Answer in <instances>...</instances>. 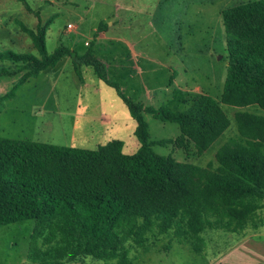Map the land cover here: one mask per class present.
Wrapping results in <instances>:
<instances>
[{
    "label": "rangeland",
    "instance_id": "374dc122",
    "mask_svg": "<svg viewBox=\"0 0 264 264\" xmlns=\"http://www.w3.org/2000/svg\"><path fill=\"white\" fill-rule=\"evenodd\" d=\"M245 1L0 0V50L37 55L31 35L40 34L49 52L64 47L100 59L106 77L144 106L183 110L200 93L215 96L229 119V140L219 136L202 155H195L191 140L186 149L175 143L176 123L149 113L144 119L151 140L167 141L152 146L157 153L217 167L212 149L237 135L243 143L230 110L235 108L221 103L220 93L228 60L222 11ZM2 66L12 73L0 76V136L85 149L119 140L122 152L137 150L135 121L90 66H81L82 83L68 55L35 77H25L10 62L0 61ZM243 203L232 211L225 197L208 196L176 230L157 235L146 247H129L125 262L119 256H84L63 264H264V199L250 212ZM193 214L217 220L216 228L186 224ZM34 226L32 219L0 225V264H28ZM36 244L47 246L42 236Z\"/></svg>",
    "mask_w": 264,
    "mask_h": 264
},
{
    "label": "trees",
    "instance_id": "16d2710c",
    "mask_svg": "<svg viewBox=\"0 0 264 264\" xmlns=\"http://www.w3.org/2000/svg\"><path fill=\"white\" fill-rule=\"evenodd\" d=\"M222 21L228 60L220 102L257 105L264 111V0L232 5L222 11ZM31 37L37 55L6 48L0 50V61L24 70L25 77H35L68 55L81 83V66H90L126 106L135 121L133 133L139 146L127 154L119 140L85 149L0 136V225L26 219L35 222L28 264H63L84 256H119L125 262L129 247H146L157 235L176 230L194 207L206 204L208 196L225 197L232 211L240 201L246 212L260 206L264 115L234 112L243 143L230 141L218 147L217 167H211V162L202 167L176 160L152 148L167 141L150 139L144 113L176 123L180 135L175 143L186 149L185 143L191 140L195 155H201L229 125L215 98L200 93L183 110L144 106L106 77L100 59L64 47L49 52L40 34ZM11 73L0 67V76ZM8 95H13L12 90ZM217 223L193 214L186 224L201 229L216 228ZM40 236L46 247L36 244Z\"/></svg>",
    "mask_w": 264,
    "mask_h": 264
},
{
    "label": "crops",
    "instance_id": "0c3cea01",
    "mask_svg": "<svg viewBox=\"0 0 264 264\" xmlns=\"http://www.w3.org/2000/svg\"><path fill=\"white\" fill-rule=\"evenodd\" d=\"M185 70H186V72H187V70H189V68H186ZM174 74H175V77H176V76H177V72L175 71ZM175 79H176V78H175ZM175 79H174V81H175ZM174 81H173V82H174ZM218 96H219V95H218ZM213 97H214V98L216 99V101L219 103V101L217 100V98H216L215 96H213ZM219 105H220V103H219ZM220 106H221V105H220ZM252 106H255V107L252 108ZM221 108H222V107H221ZM234 108H235V109H230V110H232V111H236V110H247V111H250V112L255 113V114L264 115V111H263L260 107H258L257 105H252V104H251V105H247V106H244V107H236V106H234ZM234 123H235V122H234ZM227 128H228V127H227ZM227 128H226V129L223 131V133L221 134V135L223 136L222 138H224L225 141H226V140H229V139H226V136H227V135L225 134V133L227 132V131H226ZM235 128H236V123H235ZM236 131H237V130H236ZM227 133H228V132H227ZM228 134H229V133H228ZM237 134H238V132H237ZM221 135H220V136H221ZM237 136H238V135H237ZM237 136L234 137V140H236V141H238V142H241L240 139H238ZM239 137H240V136H239ZM232 139H233V137H232ZM224 140H223V142H224ZM223 142H222V143H223ZM209 148H210V146H209L205 151H206V152H209V150H210ZM217 148H218V147H217ZM217 148H215V150L212 149V152L216 151ZM205 151H204V152H205ZM204 152H203L202 154H205V153H206V152H205V153H204ZM202 154H201V155H202ZM199 166H204V165H201V164H200Z\"/></svg>",
    "mask_w": 264,
    "mask_h": 264
},
{
    "label": "built area",
    "instance_id": "2783aa9c",
    "mask_svg": "<svg viewBox=\"0 0 264 264\" xmlns=\"http://www.w3.org/2000/svg\"><path fill=\"white\" fill-rule=\"evenodd\" d=\"M69 26H70V24H69Z\"/></svg>",
    "mask_w": 264,
    "mask_h": 264
}]
</instances>
